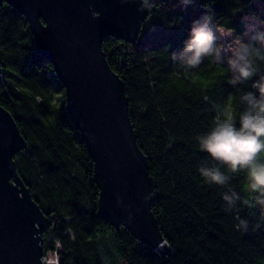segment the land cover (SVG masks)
Instances as JSON below:
<instances>
[{"label":"trees","instance_id":"16d2710c","mask_svg":"<svg viewBox=\"0 0 264 264\" xmlns=\"http://www.w3.org/2000/svg\"><path fill=\"white\" fill-rule=\"evenodd\" d=\"M209 13L219 28L239 35L243 17L264 22V0H177L152 3L133 43L105 37L108 65L120 77L128 115L151 177V209L170 253L161 256L123 225L98 213L99 183L86 144L66 109L53 65L37 52L24 15L0 5V104L14 118L25 146L13 157L15 171L48 220L41 234L44 255L59 264H264V227H251L258 212L224 210L223 189L197 171L209 161L195 137L209 129L216 105L248 86L233 87L226 69L210 60L187 70L169 53L182 47L191 22ZM125 54L122 61L119 45ZM243 174L231 186L241 191ZM248 219L247 232L238 228Z\"/></svg>","mask_w":264,"mask_h":264},{"label":"water","instance_id":"95a60500","mask_svg":"<svg viewBox=\"0 0 264 264\" xmlns=\"http://www.w3.org/2000/svg\"><path fill=\"white\" fill-rule=\"evenodd\" d=\"M4 2L24 15L37 52L53 65L64 89L65 109L99 183V215L161 256L169 254L151 209L149 166L128 115L124 84L102 49L108 36L133 43L147 10L138 11V0H0V5ZM119 49L124 62L122 44ZM24 146L14 118L0 104V264H44L41 234L48 220L13 161Z\"/></svg>","mask_w":264,"mask_h":264},{"label":"clouds","instance_id":"9594fccd","mask_svg":"<svg viewBox=\"0 0 264 264\" xmlns=\"http://www.w3.org/2000/svg\"><path fill=\"white\" fill-rule=\"evenodd\" d=\"M194 0H177L188 7ZM138 11L152 7L153 0H138ZM244 31L226 33L204 13L191 22L182 47L169 53L170 60L187 70L198 68L205 60L222 65L233 87L248 86L239 96V110L230 102L216 105L208 130L195 137L198 149L207 154L197 171L209 185L223 189L224 210L247 207L258 212L251 227H264V22L243 17ZM243 174L241 191L232 188L234 176ZM248 219L238 228L247 232Z\"/></svg>","mask_w":264,"mask_h":264},{"label":"rangeland","instance_id":"374dc122","mask_svg":"<svg viewBox=\"0 0 264 264\" xmlns=\"http://www.w3.org/2000/svg\"><path fill=\"white\" fill-rule=\"evenodd\" d=\"M246 17H248V16H246ZM252 18H255V19H258V20H260L257 16H254V17H252ZM222 29V28H221ZM223 30H225V29H223ZM225 32L226 33H231V34H233V35H235L233 32H231V31H227V30H225ZM43 260H44V264H59V259H58V257L56 256V253H47V255H44V257H43ZM51 262V263H50Z\"/></svg>","mask_w":264,"mask_h":264},{"label":"bare ground","instance_id":"6f19581e","mask_svg":"<svg viewBox=\"0 0 264 264\" xmlns=\"http://www.w3.org/2000/svg\"><path fill=\"white\" fill-rule=\"evenodd\" d=\"M51 263V262H50Z\"/></svg>","mask_w":264,"mask_h":264}]
</instances>
